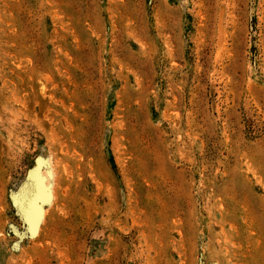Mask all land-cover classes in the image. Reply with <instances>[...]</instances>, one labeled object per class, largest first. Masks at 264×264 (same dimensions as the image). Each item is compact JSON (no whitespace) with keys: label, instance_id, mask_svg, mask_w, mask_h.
Returning a JSON list of instances; mask_svg holds the SVG:
<instances>
[{"label":"rangeland","instance_id":"obj_1","mask_svg":"<svg viewBox=\"0 0 264 264\" xmlns=\"http://www.w3.org/2000/svg\"><path fill=\"white\" fill-rule=\"evenodd\" d=\"M0 264H264V0H0Z\"/></svg>","mask_w":264,"mask_h":264}]
</instances>
